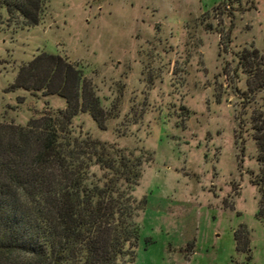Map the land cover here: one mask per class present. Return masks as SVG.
<instances>
[{
	"label": "rangeland",
	"instance_id": "1",
	"mask_svg": "<svg viewBox=\"0 0 264 264\" xmlns=\"http://www.w3.org/2000/svg\"><path fill=\"white\" fill-rule=\"evenodd\" d=\"M44 2L40 25L29 28L0 0V122L26 126L65 109L59 97L11 87L42 52L68 59L108 115L106 130L82 114L76 131L146 161L134 193L146 200L134 264H264L248 127L264 91L247 95L251 71L240 64L257 50L264 72V0ZM236 232L250 252L238 251Z\"/></svg>",
	"mask_w": 264,
	"mask_h": 264
},
{
	"label": "trees",
	"instance_id": "2",
	"mask_svg": "<svg viewBox=\"0 0 264 264\" xmlns=\"http://www.w3.org/2000/svg\"><path fill=\"white\" fill-rule=\"evenodd\" d=\"M2 4L24 27L42 21L44 0ZM240 64L251 71L247 95L264 91L259 51L244 52ZM17 90L59 97L66 107L26 126L0 122V264H134L146 203L134 193L146 161L76 131L80 115L101 130L108 115L92 82L68 59L42 52L19 69L11 92ZM255 116L248 127L259 171L251 181L264 196V107ZM235 237L238 251L250 252L248 237Z\"/></svg>",
	"mask_w": 264,
	"mask_h": 264
}]
</instances>
